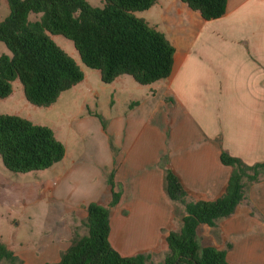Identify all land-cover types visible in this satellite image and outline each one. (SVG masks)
<instances>
[{
    "label": "crops",
    "instance_id": "0c3cea01",
    "mask_svg": "<svg viewBox=\"0 0 264 264\" xmlns=\"http://www.w3.org/2000/svg\"><path fill=\"white\" fill-rule=\"evenodd\" d=\"M140 13L173 46L171 74L146 90L137 88L140 95L128 99L124 111L110 109L100 120L91 111L79 115L80 123L100 122L99 139L89 134L85 142L71 129L74 149L54 132L65 155L49 168L52 200H60L56 191L67 183L74 185L72 201L68 210L47 217L51 221L41 234L48 239L39 248L2 242L22 264H40L43 248L48 255L41 264L58 263L73 237L87 234L81 223L88 205L108 207L112 190L119 200L110 208V246L122 257L149 254L158 263L167 251L166 237L181 227L174 214L175 205L181 207L164 191L165 170L190 199L213 201L232 172L223 154L248 166L264 162V0H227L224 15L214 20L179 0H157ZM124 76L110 85L125 90L130 82ZM93 141L99 143L92 146ZM245 197L230 217L198 227L199 244L225 250L229 264H264V174Z\"/></svg>",
    "mask_w": 264,
    "mask_h": 264
},
{
    "label": "trees",
    "instance_id": "16d2710c",
    "mask_svg": "<svg viewBox=\"0 0 264 264\" xmlns=\"http://www.w3.org/2000/svg\"><path fill=\"white\" fill-rule=\"evenodd\" d=\"M157 0H102L93 7L86 0H6L9 15L0 22V43L10 56H0V99L12 93L18 80L25 100L36 107L53 105L60 94L79 84L83 72L75 61L54 44L49 35L71 41L83 65L99 72L104 84L130 76L138 85L149 86L170 76L174 48L166 37L135 15L150 9ZM204 20L225 13L227 0H179ZM30 14L40 15L36 21ZM65 155L63 144L45 126L15 115L0 114V157L11 173L49 169ZM232 172L222 196L213 201L188 197L178 178L165 170L164 191L175 205L181 227L166 237L167 251L160 262L151 255L120 256L109 244L110 208L119 200L112 190L108 207H87L81 223L87 234L75 235L56 264H229L226 251L199 244L200 225L214 227L230 217L246 197L247 188L264 174V162L252 166L228 154L221 156ZM113 187V176H109ZM230 248V245H227ZM22 264L0 241V264Z\"/></svg>",
    "mask_w": 264,
    "mask_h": 264
},
{
    "label": "rangeland",
    "instance_id": "374dc122",
    "mask_svg": "<svg viewBox=\"0 0 264 264\" xmlns=\"http://www.w3.org/2000/svg\"><path fill=\"white\" fill-rule=\"evenodd\" d=\"M86 1L93 7L102 6V0ZM135 14L139 16L141 13L137 12ZM8 15L9 8L6 0H0V22L4 21ZM142 16L144 17V15ZM39 18L40 15L36 14H30L28 17L30 21H36ZM49 36L56 46L75 61L83 72V80L70 90L63 92L59 100L47 108L29 104L24 98L20 82L15 80L12 82L11 95L6 99H0V114L27 118L35 125L48 127L53 133L55 132L56 138L62 141L66 147L71 145L76 149V138H73L69 133L71 129L76 132L77 137L83 136L85 142L90 140L89 134H97L99 139L96 127L100 128L98 125L100 122L88 120L86 123H80L78 122L80 116L91 111L100 120V115L108 114L110 109L115 113L124 111L130 103L128 99L131 97L135 99L140 95L141 92L137 88L146 90V87L136 84L130 76L123 77L130 82L123 91L116 90L110 84L102 83L98 71L83 65L71 41L60 35ZM1 55L10 56V52L4 43H0ZM84 127H86L87 135H84ZM72 141L74 142L71 143ZM96 142L93 141L95 144L92 143V146L99 143V141ZM52 181L49 169L43 170V172L34 171L25 174L11 173L6 170L0 157L1 242L16 244L19 241H24L30 244L29 248H39L41 246L40 241L48 239L47 235L41 234L43 228L47 226L46 222L51 221L47 217L50 218L55 214L68 210V206L71 205L70 202L72 201L71 195L74 192L70 190L74 189V185L64 183L61 192L56 191V195L60 196V200L54 201L52 200ZM28 216L31 219H27ZM18 223H20V226ZM81 232H86V229L82 227ZM41 254L43 256L38 260L40 264L48 253L43 248Z\"/></svg>",
    "mask_w": 264,
    "mask_h": 264
},
{
    "label": "water",
    "instance_id": "95a60500",
    "mask_svg": "<svg viewBox=\"0 0 264 264\" xmlns=\"http://www.w3.org/2000/svg\"><path fill=\"white\" fill-rule=\"evenodd\" d=\"M168 168H169V166H168Z\"/></svg>",
    "mask_w": 264,
    "mask_h": 264
}]
</instances>
